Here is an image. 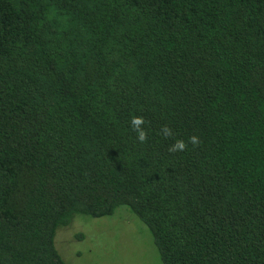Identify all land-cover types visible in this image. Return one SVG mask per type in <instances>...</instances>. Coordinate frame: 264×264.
Instances as JSON below:
<instances>
[{
  "label": "trees",
  "instance_id": "16d2710c",
  "mask_svg": "<svg viewBox=\"0 0 264 264\" xmlns=\"http://www.w3.org/2000/svg\"><path fill=\"white\" fill-rule=\"evenodd\" d=\"M107 216L162 264H264V0H0V264Z\"/></svg>",
  "mask_w": 264,
  "mask_h": 264
},
{
  "label": "rangeland",
  "instance_id": "374dc122",
  "mask_svg": "<svg viewBox=\"0 0 264 264\" xmlns=\"http://www.w3.org/2000/svg\"><path fill=\"white\" fill-rule=\"evenodd\" d=\"M88 218L56 232L55 246L67 264H162L148 230L131 216Z\"/></svg>",
  "mask_w": 264,
  "mask_h": 264
},
{
  "label": "clouds",
  "instance_id": "9594fccd",
  "mask_svg": "<svg viewBox=\"0 0 264 264\" xmlns=\"http://www.w3.org/2000/svg\"><path fill=\"white\" fill-rule=\"evenodd\" d=\"M146 123L147 121L142 116L133 117L130 121L132 129L137 133V139L141 143H146L148 141V132L144 127ZM160 132L165 138H173L175 136L173 129L167 125L163 126ZM189 143L197 147L200 145L201 141L196 135L190 136L187 142L183 139H175V142L169 146L168 151L171 153L185 151Z\"/></svg>",
  "mask_w": 264,
  "mask_h": 264
}]
</instances>
